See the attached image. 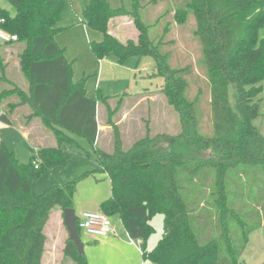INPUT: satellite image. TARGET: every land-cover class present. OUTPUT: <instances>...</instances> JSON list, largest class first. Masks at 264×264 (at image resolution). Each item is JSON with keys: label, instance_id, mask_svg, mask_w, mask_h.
<instances>
[{"label": "trees", "instance_id": "trees-1", "mask_svg": "<svg viewBox=\"0 0 264 264\" xmlns=\"http://www.w3.org/2000/svg\"><path fill=\"white\" fill-rule=\"evenodd\" d=\"M4 1L14 15L0 9V29L16 35L17 41L0 45V83L8 86L0 91V106L6 101L0 122L11 124L13 110L24 106L29 110L24 122L39 119L51 132L54 145L39 147L22 164L10 152L8 164L1 169L0 264H41L47 216L56 207L62 215L74 208L76 181L54 182L36 197L30 189L31 180L46 169L65 165L70 153L90 158L74 137L88 141L96 171L109 181L110 195L102 200L99 212L120 218L130 240L141 241L144 261L239 264L247 235L260 227L264 230V134L254 125L264 100V38H258L264 0H178V6L164 10L155 20L167 21L154 37L150 36L154 24L143 22L140 10L156 0H87L82 22L101 34L100 40L89 42L95 58L112 57L124 63L150 56L153 75L162 80L158 91L177 114L180 126L176 135L159 136L167 143L162 149L147 125L144 136L126 150L112 127L111 152L99 149L96 140V106L105 105L107 97L90 98L81 84L72 81L70 64L54 39L63 29L58 23L65 0ZM116 14L132 18L135 39L120 42L109 34L107 22ZM191 17L207 102L199 87L188 98L193 67L190 63L173 67L165 48L174 45L167 39L173 26L181 28ZM7 47L19 48L15 57L25 89L5 75ZM204 114L209 122L206 131ZM9 165L18 174L14 188H10ZM155 214L162 217V235L147 250L149 222ZM62 251L73 264H87L69 235Z\"/></svg>", "mask_w": 264, "mask_h": 264}, {"label": "rangeland", "instance_id": "rangeland-1", "mask_svg": "<svg viewBox=\"0 0 264 264\" xmlns=\"http://www.w3.org/2000/svg\"><path fill=\"white\" fill-rule=\"evenodd\" d=\"M155 3V5H145L140 10L142 21L146 24H154L150 27L151 37L159 36L162 32V26L167 21L162 18L159 23H155V20L163 14L164 10L180 4L178 0H156ZM86 4L87 0H65V6L61 13L62 18L58 23L63 29L55 34L54 39L58 47L63 49L66 61L70 64L72 81L81 84L82 89L89 96L96 98L100 95L109 99L105 105H99V120L104 123L108 119L111 130L100 133V141L97 147L106 152L112 151L114 143L112 127H115L122 142V149L126 150L135 140L144 136L145 127L148 125L150 136L152 138L158 136V145L163 149L167 146V143L159 136L176 135L179 133L180 126L177 114L172 107L168 106L163 94L161 95L158 91L162 80L153 75L154 61L150 56L139 59L130 58L124 63H119L112 57L102 58L103 62L98 61L99 59L95 58L90 49L89 41H98L101 34L83 28V15L81 12L82 7ZM0 9H4L9 16L14 15V9L7 1L0 0ZM261 26L258 31L259 39L264 38V23ZM193 27L194 20L192 17L181 28L173 26L172 34L170 37L167 36V39H172L174 45L165 48L171 54L173 67L186 63H190L193 67V73L189 79L190 93L188 98L192 99L199 87L205 92L204 101L207 102L208 90H206L205 78L197 66L198 56L200 55L199 46L191 35ZM107 30L112 37L121 42L135 39L137 35L132 18L125 14H116L110 18L107 22ZM17 47H7L4 50L7 54L4 57L7 64L5 75L8 80L25 89L26 82L19 71V65L15 57L19 49ZM5 88H8V86L0 83V91ZM127 93L130 94L129 100L123 102V97V103H117V99ZM137 98L142 100L138 102ZM5 102V100L1 102V110H3ZM259 105V116L254 121V125L258 127L261 134H264V100ZM203 108L206 111L208 106L204 105ZM113 109H115L114 112H112ZM13 111H16L17 121L23 124L22 117L29 113V110L23 106ZM123 114H125V117H123L125 119L120 121L119 119ZM206 115L203 116L205 131L209 126ZM34 124L38 126L30 130V138L40 137L42 142L45 136L52 139L51 132L42 125L39 119L32 120L28 123V126H34ZM80 146L91 154L89 155L91 159L94 158L88 144L80 141ZM89 161H91L89 158L75 156L74 153H70L69 160L65 165L46 169L38 177L31 180L30 189L32 194L35 197L39 196L54 182L64 184L76 181L72 195V201L75 204V216L78 217L80 212L86 210L98 211L95 208L88 207V201L94 194L100 195L106 192L109 196L111 187L103 173L101 175L90 174L84 176L82 165L89 163ZM109 218L112 225L117 228L119 242L115 241L108 244L100 239L84 235L82 231L78 234L87 264H149L142 259L141 251L136 246L130 245V238L124 233L120 218L117 215H111ZM46 220L43 226V231L47 236L43 264H72L62 254L64 241L68 237L62 211L56 207L50 212ZM149 225L152 230L146 239L145 249L147 250H150L151 246L162 235V217L158 214L153 215ZM108 249L119 250V256L116 254L111 256ZM239 262V264H264V230L262 227L247 235V244Z\"/></svg>", "mask_w": 264, "mask_h": 264}, {"label": "crops", "instance_id": "crops-1", "mask_svg": "<svg viewBox=\"0 0 264 264\" xmlns=\"http://www.w3.org/2000/svg\"><path fill=\"white\" fill-rule=\"evenodd\" d=\"M83 28H86L84 23H83ZM100 39H101V36L98 38V40H100ZM90 40H92V39H90ZM6 49L7 48H5L4 50H6ZM6 55L7 54L5 52L4 57ZM102 60L103 59H99L98 61L103 62ZM86 95H87V93H86ZM125 95H127V96L124 97L123 102L129 100L128 97L130 96V94L127 93V94H124L123 96H125ZM87 96L90 98L98 99V97L95 98V97H92L89 95H87ZM137 99H138V102L142 100L141 98H137ZM99 105H101V103H98L96 106V109H97V111H96V124L98 125L97 137H96L97 144L100 141L99 140L100 133L102 131L111 130V127L108 124H106V122L102 123L99 120V111H100ZM1 112H2V110L0 109V113ZM123 117H125V114H123L121 116V119H119V120L122 121L123 119H125ZM17 118H18V116L16 115V111H14L11 115V118H10L11 124H3L0 122V173H1L2 167L5 166L6 164H8V158L7 157H8L10 152L12 153V156L14 158H16L19 163L22 164V163L29 162L30 157L36 153V151L38 150L39 147H42V146L53 147V145H54V141H52V139L48 136H45L42 139L43 142L40 140L41 139L40 137L30 138V132H31L30 130L32 128H37L38 125L34 124V126H31V125L28 126V124L26 125V123L24 122L23 118H22V121H23V124H22V123H20V121H17ZM40 132L42 133V130ZM74 139L78 142L79 145H80V141H83L89 145L88 141L85 139L83 140V139L78 138V137H74ZM90 148H91V152H92V147L90 146ZM88 155H91V154L88 152ZM75 156H78V155H75ZM89 159L91 160V161H89V163H85V165H82V169L84 171V174H85V172H93V173H91L92 175H94V174H100L101 175L102 172L96 171V166L93 162V158L92 159L89 158ZM9 174H10V188H14L17 185L18 174H16V171L10 165H9ZM0 176H1V174H0ZM31 193H32V190H31ZM107 195L108 194H106V192H103L100 195L99 194L92 195V197L88 201V207L95 208L98 210L96 212H99V206H100L102 200L109 197ZM74 207H75V204H74ZM73 210H74V208H73ZM86 211H82V212H86ZM82 212H80V213H82ZM90 212H94V211H90ZM74 213H75V210H74ZM113 229H114L113 235H109V236L100 238V240H102V242H107L108 244H112L115 241L119 242L120 238H119V236H117V228L115 226H113ZM43 233H44V231H43ZM124 233H126V232H124ZM108 250L110 251L108 253L111 254V256H113L115 254L117 256H119V254H120V253L118 254L119 250H117V249H108ZM44 254H43V257H44ZM43 257H42V260H43ZM42 260H41V264H43ZM68 261L71 262L70 260H68Z\"/></svg>", "mask_w": 264, "mask_h": 264}, {"label": "built area", "instance_id": "built-area-1", "mask_svg": "<svg viewBox=\"0 0 264 264\" xmlns=\"http://www.w3.org/2000/svg\"><path fill=\"white\" fill-rule=\"evenodd\" d=\"M3 20H0L2 23ZM17 41V36L14 34L7 33L0 29V42L3 43H14ZM76 225L84 235L100 239L109 235H113L114 229L109 217L100 212H82L76 217ZM140 240H130V245L136 246L140 249Z\"/></svg>", "mask_w": 264, "mask_h": 264}, {"label": "water", "instance_id": "water-1", "mask_svg": "<svg viewBox=\"0 0 264 264\" xmlns=\"http://www.w3.org/2000/svg\"><path fill=\"white\" fill-rule=\"evenodd\" d=\"M63 220L67 234L69 235V239L74 242L76 251L78 252L79 255H84L82 244L79 235L77 234V228H76L77 219L74 210L72 208L66 209L63 212Z\"/></svg>", "mask_w": 264, "mask_h": 264}]
</instances>
